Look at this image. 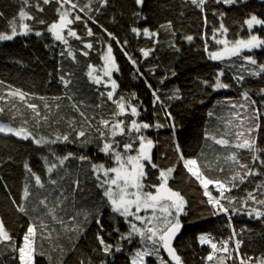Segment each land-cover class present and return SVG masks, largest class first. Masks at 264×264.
I'll list each match as a JSON object with an SVG mask.
<instances>
[{"label":"trees","instance_id":"16d2710c","mask_svg":"<svg viewBox=\"0 0 264 264\" xmlns=\"http://www.w3.org/2000/svg\"><path fill=\"white\" fill-rule=\"evenodd\" d=\"M72 4L77 7L72 8ZM22 7L34 18L24 21L31 31L10 41H0V124L13 129L26 128L31 136L22 139L0 133V221L16 245L23 243L30 223L39 224L43 220L48 225L44 232L51 233V240L38 236L37 252L43 255L35 256L34 264H81V261L131 264V255L141 247L139 237L128 243L120 240L119 233L113 230L119 227L120 232L126 233L128 224L102 202L101 190L96 187L91 171L92 163L113 166L97 147L100 143L97 129L103 130L100 120L117 119L113 117L116 105L107 99L111 85L103 75L102 56L109 46L119 69L112 72V79L118 85L114 99L125 97L140 113L137 117L129 114L118 119L126 123L136 119L153 125L142 130L154 142L151 159L157 165L153 168L144 162L147 174L144 190L154 191L148 186L160 183V170L174 168L168 186L186 201L184 214L179 217L182 230L173 242L183 264H217L216 260L206 261L212 249L199 244L201 234L210 235L217 247L221 241H227L230 252L235 248L233 240L241 241L239 256L252 257L249 264L264 256V217L257 218L254 212L248 215L253 209L264 212V205L247 199L251 192L256 200H264V151L234 146L238 142L235 133L240 121L233 117L236 111L241 116H259L256 122L261 127L253 135L258 148L264 149V94L260 91L264 89V72L259 67L264 65V46L244 49L239 55L221 60L209 56L220 51L216 41L223 38L229 45L240 39L248 40L251 35L264 40V24H254L249 29L245 23L253 15L264 20V0H236L233 4L206 0L203 10L191 0H144L142 5H137L135 0H70L63 8L57 0L48 4L43 0H28L27 4L23 0H0V32L10 34L9 21L18 20ZM57 9L68 11L69 18L74 20L61 32L67 43L56 40L48 31V25L59 19ZM75 16L80 19L75 20ZM221 25L227 29L226 33L219 31ZM133 27L141 34L133 33ZM69 28L79 39L67 34ZM144 28L157 35L144 36ZM36 32L41 34L37 36ZM86 44L92 47L87 48ZM141 49L150 50L149 55L145 57ZM248 56L257 64L244 59ZM89 65L96 69L93 75L101 77V84L97 85L87 75ZM254 72L259 75H253ZM61 77L71 83L65 87ZM217 78L229 87L214 89L212 85ZM17 90L26 94L24 99L12 95ZM153 91L160 98L155 104ZM244 92L250 97L247 101ZM29 104L37 105L39 117ZM232 104H244L248 112L234 109ZM209 112L213 115L209 116ZM157 123L163 127H155ZM80 131L86 135L79 137ZM64 135L71 142L63 141ZM210 136L223 137L230 143L216 144ZM115 139L120 142L118 150L122 151L123 143L129 138ZM34 140L41 142L37 144ZM68 153H73L74 158L60 166L58 158ZM232 153L255 174L244 176L248 169L226 159ZM181 154L186 159H196L206 178L219 180L229 189L225 193L227 198L221 201L229 209L227 214H212L205 189L184 168L179 159ZM81 155L89 160H79ZM253 156L257 159L253 160ZM52 164L57 167L49 173L47 168ZM237 172L244 176L242 181L239 177L233 179ZM33 173L41 177L43 188L36 185ZM26 185L30 193L27 199L23 198ZM208 191L219 198L222 190L209 184ZM40 200H46L48 208H55V215L63 223L53 221ZM20 205L24 206V212L18 211ZM97 218L103 225L102 231ZM98 232L113 245L111 254L102 251L96 239ZM117 245L120 252L115 251ZM18 255L12 243H0V264H20ZM159 255L170 264L162 249ZM233 257L225 264H239L235 252ZM145 264H157V256L146 257Z\"/></svg>","mask_w":264,"mask_h":264},{"label":"snow or ice","instance_id":"6c2138e0","mask_svg":"<svg viewBox=\"0 0 264 264\" xmlns=\"http://www.w3.org/2000/svg\"><path fill=\"white\" fill-rule=\"evenodd\" d=\"M25 4H27L28 0H23ZM45 4H48L50 0H43ZM60 3L61 8L64 5L69 4L70 0H57ZM236 0H224L226 4H233ZM137 5H142L144 0H135ZM191 3L196 5L197 7L203 10L202 6L206 3V0H191ZM72 8H76L75 4L71 5ZM87 7V6H85ZM42 10V9H41ZM59 19L56 22L48 25V31L55 37L56 40L63 41L67 43L64 36L61 34L62 30L68 28L74 20L69 18V12L64 11L61 12L60 9H57ZM134 15H139L138 13ZM34 19L25 9L22 7L19 12V18L13 19L9 21V25L11 28V32H0V41H10L17 35H27L31 28L25 23V20ZM75 20H79L80 16H75ZM40 23H44V21H39ZM245 23L248 25L249 29L253 27L254 24H264V20L258 19L255 15L251 16L250 19L246 20ZM163 27V26H162ZM170 27V23L168 25ZM131 31L137 35H140V30L136 27H133ZM221 32L226 33L227 29L221 25ZM41 33L36 32V35L39 36ZM69 36L77 37V34L72 31L70 28L68 29ZM88 35H93L91 29L88 30ZM144 36L154 37L157 35L155 32H150L148 28L143 29ZM187 39L192 40L191 36H188ZM218 44H223L224 48L222 51L211 52L209 56L213 60H221L224 59L225 56H235L239 55L241 50L248 49L251 50L256 47L264 46V40L259 39L255 35H251L248 40H237L234 44L229 45L227 40H217ZM85 47L91 48V44H86ZM141 52L145 57L149 55L150 50L141 49ZM71 56L72 53L69 52ZM87 55V53H84ZM127 55V53H125ZM131 59V57H129ZM249 63L255 65L257 61L253 59L251 56L244 57ZM102 60L104 61L103 75L108 78V81L111 85V91L107 92V99L112 101L116 105V111L113 112V117H117L115 122H111L109 120H100V125L103 126V130L98 128L100 143L97 145L98 150L105 157H107L113 166H108L106 163H92L91 171L95 176L97 181L96 187L101 190L102 193V202L105 206L109 207L111 212L115 214V216L122 217L124 221L128 224V231L126 233L120 232L119 227H114V231L119 233V239L122 241H127L128 243H132L133 239L139 237L141 247L136 249L134 253L131 255V264H145V257L157 256V264H168V261L164 258L160 257V250L163 249L167 252L168 257L170 258L172 264H183L181 256L177 253V250L173 247V239L176 237L177 233L180 232L182 225L179 217L181 214H184V208L186 201L184 197L178 192L174 191L172 188L168 186V179L170 175L174 172V168H168L167 170H160L159 173V184L150 185L151 189L154 191H145V184L143 183L144 178L146 177L145 171V161L153 168H157L155 163H152L151 159V150L154 147V142L147 138L142 130L149 129L153 127V125L147 122H138L136 119H132L130 123H126L125 120L118 119L120 116L131 115L132 117H137L140 115L137 106L132 105L130 102L126 100L125 97L121 96L119 100L114 99V93L118 87L115 80L112 79V72L118 71V67L115 63V59L112 55V48L109 46L107 52L102 56ZM133 64L136 62L133 60ZM260 72H264V65H260ZM96 72V69L89 65L87 75L89 78L96 83L97 85L102 83V79L99 75H93ZM222 74V73H221ZM253 75H259L258 72H254ZM243 79V77H240ZM65 87L68 86L71 82L69 80H64L61 77ZM207 83V82H205ZM214 89L228 88L229 85L220 82L217 78L215 85H212ZM262 94H264V89L260 90ZM153 103L160 102L159 96H157L156 91H153ZM12 95H18L21 99H24L25 93L17 90L12 93ZM103 95V93L101 94ZM243 98L247 101L250 99L247 92H244ZM135 94H133V98ZM43 99V98H41ZM254 103V102H253ZM29 108L32 109V112L36 114L37 117L40 116L37 105L29 104ZM47 107V105H45ZM59 107V106H57ZM75 107V105H73ZM232 108H240L244 109L245 112H248V109L245 108L244 104L236 105L232 104ZM79 109H77L78 111ZM2 111V110H0ZM170 117V113H166ZM83 115V113H81ZM213 115L212 112H209V116ZM233 117L238 119L240 123L236 125L239 129L235 133V138L238 141L234 146L237 149H248L253 152L255 151H264V149H260L257 146L256 139L253 133L256 129L260 128L261 125L256 121L259 119L258 115L247 114L241 116L239 111L233 113ZM46 120L47 117H44ZM229 124L232 121H228ZM155 127L160 128L163 125L157 123ZM0 133L12 134L14 136L21 137L22 139H28L31 136V133L26 128L13 129L11 127L0 124ZM86 133L84 131H80L78 133L79 137H84ZM117 136H128V141L123 143L122 151L118 150L120 148V142L115 138ZM214 140L216 144L219 145H228L230 143L229 140L224 139L223 137L217 139L215 136H210ZM60 137L57 136V140ZM63 141H69V136L64 135ZM35 143L39 144L40 140H34ZM52 143H56V140L51 141ZM138 144V147L136 145ZM135 152V154H131ZM176 152H180L179 145L176 146ZM70 158H74L73 153H68L67 155L58 158L59 165L63 166L65 161ZM179 159L183 161L184 168L195 177L205 189L204 195L208 197L207 203L211 205L213 215L218 214V212L228 213V207H225L221 201L226 199L225 193L229 191L226 188L225 184L219 180L213 181L204 176L202 171L200 170L198 161L196 159H186L182 154ZM236 164L239 165L242 169H248L244 176L255 174L248 168V165L243 164L237 158L236 153H232L230 156L226 157ZM257 159L256 156H253V160ZM79 160L85 161L89 160V157L81 155ZM57 167L56 164H52L47 168V171L51 173L53 169ZM25 168L31 172V168H29L28 164L25 163ZM35 177L36 185L43 188L44 184L41 181L40 176ZM244 176H241L239 172L233 177H239L241 181ZM50 183L56 184L55 180H50ZM79 183L78 181L76 182ZM209 184H215L218 186V189H221L219 198H214L212 194L208 191ZM30 193L27 185L25 186L23 192V198L27 199ZM248 200H253L254 202L264 205V200H256V197L253 196L251 192L247 195ZM229 204L232 203L231 199H229ZM247 201H245L246 203ZM15 203V202H14ZM39 203L48 209L47 215L52 218L53 221L58 223H63L62 220H58L55 215V208H48L46 200H40ZM151 210V216L141 215V212H148ZM18 211L24 212V206H18ZM233 211H237L233 209ZM255 213L257 218L264 217V212L259 211L258 209H253L252 212H249L248 215H252ZM159 213V214H158ZM115 218V217H114ZM97 225L100 226L101 231L103 230V225L99 218L96 219ZM48 228V225L41 220L39 224L30 223L27 227V230L23 236V243L20 245H16L13 241V238L10 236L8 231L5 229L3 221H0V243L8 242L12 243L14 250L18 252V258L20 264H34V258L37 255H43L42 252H37V238L38 236L41 239L51 240V233L45 235L44 230ZM235 235V233H233ZM96 239L101 245V249L105 255H109L112 252L113 245L109 244L105 241V239L97 233ZM198 240L200 244H210L212 251L206 257V261L211 262L216 260L217 264H225L226 260L234 259L233 252L237 254V258H239V264H249L252 261V257H241L239 256L238 250L240 249L241 241L236 240L235 248L232 252L229 251L228 242L221 241V247H217V243L212 241L210 235L201 234L198 236ZM115 251L120 252L121 247L119 245L115 246ZM224 253L223 256H218V253ZM51 257H49V260ZM83 264V261H81ZM103 264V262H102ZM255 264H264V256L256 258Z\"/></svg>","mask_w":264,"mask_h":264},{"label":"rangeland","instance_id":"374dc122","mask_svg":"<svg viewBox=\"0 0 264 264\" xmlns=\"http://www.w3.org/2000/svg\"><path fill=\"white\" fill-rule=\"evenodd\" d=\"M222 40H226V39H222ZM219 45V50L220 51H222L223 50V48H224V45L223 44H218ZM244 50V49H243ZM229 57H231V56H225V59L226 58H229ZM143 213H145V216H151V210H149L148 212H141L140 214H143ZM159 214V213H158ZM198 242H199V240H198ZM199 244H200V242H199ZM200 245H202V244H200ZM202 246H208V247H211L210 246V244H203ZM146 258V257H145Z\"/></svg>","mask_w":264,"mask_h":264},{"label":"water","instance_id":"95a60500","mask_svg":"<svg viewBox=\"0 0 264 264\" xmlns=\"http://www.w3.org/2000/svg\"><path fill=\"white\" fill-rule=\"evenodd\" d=\"M181 230H182V228H181ZM181 230H180V232H181ZM180 232L179 233H177V235H176V237L173 239V242H174V240L179 236V234H180ZM173 242H172V244H173ZM163 250V249H162ZM164 251V250H163ZM164 254L166 255V257L168 258V260H169V262H170V264H172V262H171V260H170V258L168 257V255H167V252H165L164 251Z\"/></svg>","mask_w":264,"mask_h":264},{"label":"built area","instance_id":"2783aa9c","mask_svg":"<svg viewBox=\"0 0 264 264\" xmlns=\"http://www.w3.org/2000/svg\"><path fill=\"white\" fill-rule=\"evenodd\" d=\"M228 241H230V240H228ZM233 242L235 243L236 241H235V240H233ZM219 247H221V244L219 245Z\"/></svg>","mask_w":264,"mask_h":264}]
</instances>
